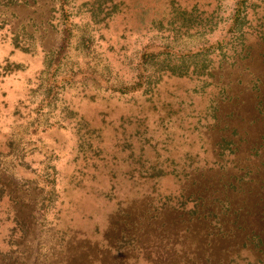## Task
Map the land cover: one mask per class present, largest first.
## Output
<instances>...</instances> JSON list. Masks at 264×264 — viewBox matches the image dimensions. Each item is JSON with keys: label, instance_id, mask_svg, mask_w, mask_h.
<instances>
[{"label": "rangeland", "instance_id": "rangeland-1", "mask_svg": "<svg viewBox=\"0 0 264 264\" xmlns=\"http://www.w3.org/2000/svg\"><path fill=\"white\" fill-rule=\"evenodd\" d=\"M255 1L228 33L234 0H0V250L21 251L23 264L234 257L222 252L241 224H189L177 174L181 160H217L210 108L199 121L212 83L239 77L236 93L264 76L260 60L243 71L232 57L264 36ZM144 48L157 57L141 65ZM180 64L210 81L165 74ZM226 152L218 160H237Z\"/></svg>", "mask_w": 264, "mask_h": 264}, {"label": "trees", "instance_id": "trees-1", "mask_svg": "<svg viewBox=\"0 0 264 264\" xmlns=\"http://www.w3.org/2000/svg\"><path fill=\"white\" fill-rule=\"evenodd\" d=\"M257 1L264 2V0H256L255 3ZM251 5L254 6L251 0H234L227 21L228 33L241 31L247 15L246 10H249ZM259 36L255 47L244 44V41L239 42L238 50L232 56L245 65L243 71L250 69V66L258 60L264 65V36ZM222 43H225L224 39L216 43V48L219 49ZM155 57L156 54L144 48L139 57L140 64L143 65ZM184 66L174 65L165 74L168 73L170 77H185L187 68ZM202 70L203 67L192 68L187 76L197 73L199 78L197 82L210 81V72L203 74ZM160 72L164 73L162 70ZM250 75L251 79L245 84V88L237 87L236 93L233 86L242 83L239 77L228 81L230 76L222 75L226 78V82L212 83L216 93L212 94L199 121L206 116L207 109L210 108L212 118L217 121L211 127V131L217 129L221 134L212 145V152L217 160H181L184 167L177 174L182 182L187 183L184 191L177 195L178 201L185 199L184 202H179L183 209L178 208L177 212L183 214L189 224L211 227L215 224L214 220L217 223L219 217L230 220L229 224L232 227L236 223L241 224L236 225L231 232L234 241L232 251L230 252L228 248L222 252L233 253L234 257L223 264H243L239 261L242 260V256L249 259L244 264H264V76ZM141 85V83L135 84L131 89H138ZM223 133L228 134L224 137ZM224 150H227L225 156H232V159L236 157L237 160H218ZM225 167L230 168L232 173L224 174L222 169ZM152 169H156V166H152ZM162 171L158 169L159 174H162ZM185 190H187L186 194ZM187 201L191 204L188 207H186ZM21 225H18L20 229L15 227L13 231L27 233L29 228L26 227L24 230ZM233 235L238 238H233ZM210 236L212 234L207 233L205 238ZM231 236L223 237L229 239ZM3 251L0 250V264H23L21 251L13 254L12 247ZM201 261L208 264L209 259L206 260L204 257L189 259L188 263L204 264L200 263Z\"/></svg>", "mask_w": 264, "mask_h": 264}]
</instances>
